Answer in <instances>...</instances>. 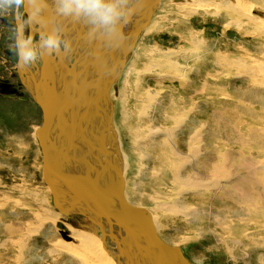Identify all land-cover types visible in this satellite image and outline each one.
<instances>
[{"label": "rangeland", "instance_id": "374dc122", "mask_svg": "<svg viewBox=\"0 0 264 264\" xmlns=\"http://www.w3.org/2000/svg\"><path fill=\"white\" fill-rule=\"evenodd\" d=\"M188 1H159L109 89L112 129L104 133L119 142L118 163L121 154L128 158L121 173L124 198L150 213L165 244L177 247L190 264H264V87L252 65L264 64V39L246 19L213 9L193 13L184 8ZM23 94L26 102L0 100V264L92 262L93 254L77 250L74 257L63 246L79 234L99 239V232L91 229L88 214L66 217L52 206L35 138L41 110L29 92ZM77 138L71 142H82ZM175 200L184 204L177 216ZM191 209L203 223L188 224ZM57 222L72 233L69 242ZM103 244L108 258L96 264H116L113 241Z\"/></svg>", "mask_w": 264, "mask_h": 264}, {"label": "water", "instance_id": "95a60500", "mask_svg": "<svg viewBox=\"0 0 264 264\" xmlns=\"http://www.w3.org/2000/svg\"><path fill=\"white\" fill-rule=\"evenodd\" d=\"M26 1L23 0L26 12L32 11L31 14L34 15L33 13L37 11L35 19L38 36H40L45 33L46 28L48 29V26L45 28V15L47 16L48 11H44L43 0H39L40 2L32 0V4L26 3ZM110 2L115 3L116 0H110ZM156 3L157 0L119 1L117 3L119 18L115 24L108 28L95 24L98 33L86 46V50L82 52L83 55L81 57L74 56L70 65H68L69 61L63 57L59 47L52 50L57 58L52 59V64H50L48 60L50 51L43 46L41 39L37 40L42 69L45 73L40 83V92L36 96V101L41 109V124L36 131V136L42 156L43 183L49 188L51 203L60 214L70 213L72 210H77L79 213L86 210L93 216L104 219L109 229L114 225L122 230L123 236L120 243L113 235H110L115 245L114 260L116 264L190 263L182 256L177 247L168 246L157 238L145 210L129 206L124 202L117 189L120 186H106L111 182L107 183L102 179H98L102 183L99 185L97 179L92 175H87L90 171L87 156L92 154L90 146H86L81 152L75 144L67 146L70 138V134H68V139L64 140L65 145L56 148L54 142L49 138V129L53 116L60 117L61 113L67 112L70 117L67 119L74 123L73 130L79 140L81 134L88 130V137L96 134L99 129L102 132L107 131L109 124V111L106 107L108 103L107 88L117 77L123 57L130 50L135 34L145 24L144 19L147 20ZM41 7L43 8L41 9ZM52 18L55 20L57 16L54 17V13H52ZM71 24L72 19L69 20L66 27L69 28ZM123 26L125 27L123 28ZM121 28L125 30V33ZM56 29L58 28L54 26L51 32L48 31V34H56ZM72 29L75 35L69 36L67 48L81 39V31L87 29L86 17L77 21L76 28L72 26ZM89 59H92V64L89 63ZM79 63L82 64L81 68L77 67ZM50 65L59 68V73L52 70ZM75 67L78 68V71L77 75L73 76L72 72ZM59 74L61 77L58 80ZM59 82H62L60 88ZM69 110L71 114L68 112ZM86 117L90 118V121ZM101 135L102 139L96 152H110L108 148L104 147L103 134ZM84 140L85 138L82 141ZM102 165L105 171L112 169L113 174L117 171L111 160L104 159ZM86 175L87 177H85ZM64 194H67L66 197L72 199L75 204L80 203L81 198L83 201L80 203V207L66 203L64 208L58 209L57 200L64 197ZM55 226L58 229L62 228L60 223H56ZM61 236L65 239L64 235Z\"/></svg>", "mask_w": 264, "mask_h": 264}, {"label": "bare ground", "instance_id": "6f19581e", "mask_svg": "<svg viewBox=\"0 0 264 264\" xmlns=\"http://www.w3.org/2000/svg\"><path fill=\"white\" fill-rule=\"evenodd\" d=\"M119 1V0H118ZM120 1H122V2H124V0H120ZM159 1L160 0H157V3H156V5H155V7L153 8V10L151 11V13L149 14V16H148V18H147V20L146 19H144V22H145V24L141 27V29L135 34V37H134V39H133V42H132V46H131V48H130V50L128 51V52H126L125 53V55H124V57H123V63H122V66H121V68H120V70H119V73H118V75H117V77L110 83V85H109V87L107 88V97H108V92H109V89H110V87L112 86V85H114L117 81H118V79L120 78V75H121V73H122V69H123V66H124V63H125V58L129 55V53L132 51V48L134 47V45H135V42H136V40H137V37H138V35L140 34V32L142 31V29H144L145 27H147L146 25L148 24V22L150 21V19L152 18V16H153V14H154V11H155V9H157V6H158V4H159ZM128 2V1H127ZM129 2H131V0H129ZM186 2V1H185ZM188 3L189 4H186V5H184V6H187V7H184V8H189V10L191 11V12H197V11H205V10H207V9H209V10H215V11H218V13H221V14H224L225 16H232V17H238V18H244V19H246L247 21H248V23H251L252 24V26H253V28H254V31H255V33H257V35H259V36H261L263 39H264V13H260V11H264V0H259L257 3H256V5H254V4H252V3H248V0H231V1H229V2H221V3H208V2H201V1H198V0H190V1H188ZM117 4V3H116ZM178 8V7H177ZM250 14H254L253 16H256V17H258L259 19H256V18H254V17H252ZM68 16V15H67ZM71 16H73L74 18H75V16H74V14H71ZM77 17V16H76ZM83 17V16H82ZM79 18H81V16H78V19ZM77 19V20H78ZM75 20H76V18H75ZM80 21V20H79ZM65 24V23H64ZM67 24V23H66ZM90 25H92V22L86 17V28L87 29H91L92 27H93V25L92 26H90ZM126 25H128V24H126ZM125 25V26H126ZM71 26V25H70ZM90 26V27H89ZM125 26H123V28L125 27ZM71 28L72 27H69V31H70V36L71 35H75V34H73V32H71ZM96 28V27H95ZM123 28H121V30L125 33V30L123 29ZM87 29H85V30H87ZM84 30V31H85ZM67 31V30H66ZM88 32V31H87ZM92 34V33H91ZM90 34V35H91ZM41 36V35H40ZM40 36H38L39 38L38 39H40ZM76 37V36H75ZM91 38V37H90ZM92 39H93V37H92ZM91 39H88L87 38V42L86 43H84L83 44V49H81V50H79V52L81 53V54H83L82 52L83 51H85L86 50V46L90 43L89 41H90ZM79 44V45H78ZM81 42L79 41V40H77L74 44L72 43V45L71 46H69L68 48H67V43H66V45H65V49L64 48H62V53H63V57H65V59L66 60H68L69 61V64L68 65H70V64H72V60H73V57L74 56H76V54H77V51H78V49H77V47L79 46V48H81ZM120 47H121V44H120ZM63 50H64V52H63ZM79 53V54H80ZM40 54V53H39ZM78 56V55H77ZM56 57V56H55ZM52 59L54 60V57L53 56H50L49 58H48V60L50 61V64H52ZM92 61V59H90V61H89V63ZM91 64H92V62H91ZM252 65L254 66V68L253 69H258L256 72H255V74L254 75H256L257 74V76H258V78H259V83H261L260 84V86H263L264 87V64H262V63H260V61H258V60H254L253 61V63H252ZM52 68H54V69H52V70H55L56 72H58L59 73V71H58V69L59 68H56V67H54L53 65H50ZM78 67V66H77ZM242 67V66H241ZM244 68H245V65L243 66ZM252 69V68H251ZM250 70V69H249ZM37 71L39 72V74H40V76H41V79H42V77L45 75V73H44V70L42 69V67H39V68H37ZM253 72H254V70H252ZM27 72V71H26ZM75 71H73L72 72V75L73 76H75V74L76 73H74ZM247 74V73H246ZM34 76H36V75H34ZM60 77H61V75L59 74L58 75V80L60 79ZM35 81H33V80H28V83H29V85L30 86H32V84L34 83ZM93 83H95V82H93ZM128 83H130V80H129V77L127 76L126 77V79H125V82H124V84L125 85H127L128 86ZM61 84H62V82H59V88L61 87ZM40 87V86H39ZM58 87V86H57ZM58 88V89H59ZM40 92V89L39 90H36V92H33V91H31V95H32V97H33V99L35 100V104H37V106H39L38 105V103H37V101H36V96H37V93H39ZM71 107H73V105H71ZM70 107V108H71ZM107 107V106H106ZM39 108H40V106H39ZM41 110V109H40ZM70 114H71V112H70V110L68 111ZM61 118V119H60ZM67 118H70L69 117V115L67 114V112H63V114L61 113L60 114V117H58V116H53L52 117V119H51V126H50V129H49V138L54 142V144H55V146H56V148L57 147H59V146H61V147H63L64 145H65V143H64V140H66V138H67V135L68 134H70V138H69V141H68V143L66 144L67 146H69L70 144H73L72 142H71V137L75 134L74 133V130H73V135H72V131H71V129H73V126H74V123L70 120H68ZM87 118V120L88 121H90V118H88V117H86ZM67 119V120H66ZM80 121H82L81 119H80ZM54 128H56V129H54ZM71 128V129H70ZM109 128L110 129H112V125H108V129H107V131L109 132ZM39 129V128H38ZM59 130H61V131H59ZM37 131V130H36ZM98 131H100V130H98ZM107 131H105V133H106V135H108V133H107ZM61 132V133H60ZM102 131H100V133H96V134H94V136H92V137H94L93 138V140L91 139V138H88V136H87V133H88V131H86V132H83L82 134H81V136H80V139L81 140H83V138H85V140L84 141H82V142H79V141H76V142H74V144H75V146L77 147V148H80V152L86 147V146H90V151L92 150V154H91V152H90V156H87V162L89 163V165H90V171L88 172V176H90V175H92L95 179H97V182H98V184L99 185H102V183H100V181L98 180V179H102L104 182H111V183H109V184H107L106 186H110V185H113L114 187H119V188H117L118 190H119V193H120V195H121V197H122V199L124 200V202L125 203H127L129 206H132V207H135V208H142V207H138V206H134V205H132L131 203H128V201L124 198V195H123V190H124V187H123V180H122V175H121V173L122 174H126V172H127V170H128V167H129V164H128V158H126V156L125 155H120L119 156V163H118V160H117V158H116V156H114V152H116V147L119 145V144H117V143H119L118 142V140L116 139V144H115V140H114V137H111V139H108L107 138V136L105 135V133L104 132H102ZM59 133H60V135H59ZM63 133V134H62ZM61 134H62V136H61ZM101 134H103V144H104V147L105 148H110L109 150H110V152H96L97 151V149H98V145H99V142H100V140L102 139L101 137H102V135ZM157 134V133H156ZM118 135V134H117ZM116 135V136H117ZM149 136V135H148ZM155 136H157V135H155ZM146 137H147V135H146ZM152 137H153V134H152ZM35 138H36V140H37V142H38V139H37V136H36V132H35ZM154 138V137H153ZM68 139V138H67ZM78 139V138H77ZM155 140V139H154ZM190 141V140H189ZM148 142V141H147ZM135 145H136V143H134ZM143 145V144H142ZM39 146V145H38ZM49 146H52V145H49ZM92 146V147H91ZM137 146V145H136ZM149 146V145H148ZM120 147V146H119ZM118 147V148H119ZM141 148V147H140ZM120 149H118V151H119ZM264 151V150H263ZM252 153V152H251ZM167 155V154H166ZM145 156L146 155H142L141 157L143 158V159H145ZM142 158L140 159V161L142 160ZM169 158V157H168ZM111 160V162L113 163V166L115 167V169L117 170L116 171V173L115 174H113V172H112V169H109V170H106L105 171V169H104V167H103V165H102V162H103V160ZM147 159V158H146ZM155 159V158H154ZM126 160V161H125ZM125 162H127V167L125 166ZM151 162V159L149 160V163ZM112 168V167H111ZM254 170V169H253ZM259 170V169H258ZM110 172H112V173H110ZM171 172V171H170ZM179 172V171H178ZM251 172V171H250ZM254 171H252V173H253ZM142 174H143V172H141ZM151 173V172H150ZM173 174V173H172ZM87 175L85 176V177H87ZM177 175V174H176ZM245 175V174H244ZM99 176H100V178H99ZM150 176H152V175H150ZM242 177V176H241ZM261 177V176H260ZM150 178V177H149ZM242 178H244V177H242ZM242 178H241V180H242ZM247 179V178H246ZM245 179V180H246ZM178 180H179V178H178ZM182 180V179H181ZM244 180V179H243ZM245 180L243 181L244 182V184H245ZM239 181V180H238ZM250 181V180H249ZM240 182V181H239ZM180 183V182H179ZM182 183V182H181ZM251 183V182H250ZM97 184V185H98ZM236 184V183H235ZM241 184V183H240ZM243 184V183H242ZM45 185V184H44ZM246 185V184H245ZM242 186V185H241ZM45 187H47V186H45ZM247 187H248V185H247ZM252 187V186H251ZM48 188V187H47ZM246 188V187H245ZM49 189V188H48ZM182 189V188H181ZM237 189V188H236ZM239 189V188H238ZM237 189V190H238ZM173 190V189H172ZM177 190V189H176ZM246 190V189H245ZM253 190V189H252ZM50 191V190H49ZM180 191V190H179ZM246 191H248V190H246ZM153 192V191H152ZM181 192V191H180ZM179 192V193H180ZM237 193H239L240 194V192L238 191ZM135 194H137V195H140V194H138V192H135ZM50 195H51V192H50ZM157 195V194H156ZM67 196V194H64V197H61L60 199H58L57 200V208L58 209H62V208H64V206L66 205V203H68V204H73L75 207H80V203H82V199L80 198V203H77V204H75V202H73V200L72 199H69V198H67L66 197ZM141 196H143V195H141ZM180 196V195H179ZM224 196H225V194H224ZM236 196V195H235ZM247 196H248V194H247ZM246 196V197H247ZM238 197V196H237ZM130 198L134 201V202H136V200H135V198H133L132 197V195L130 196ZM249 198V197H248ZM259 198V197H258ZM178 199V198H177ZM254 199V198H253ZM262 199V198H261ZM197 200V199H196ZM235 200H236V198H235ZM249 200V199H248ZM248 200H247V202H248ZM176 201V200H175ZM179 201V200H178ZM178 201H176V202H178ZM241 201V200H240ZM252 201V200H251ZM159 202V201H158ZM238 202V201H237ZM260 202V201H259ZM183 203V202H182ZM201 203V202H200ZM52 204V203H51ZM62 204H64V206H62ZM157 204V203H156ZM179 204H181V202H178V205H177V208H178V211L177 212H175L174 214H171V215H174V216H177V215H179V214H181L182 212H183V210H181L182 208V206L181 205H184V204H181V205H179ZM202 204V203H201ZM204 204V203H203ZM239 204H241L240 202H239ZM244 204V203H243ZM242 204V205H243ZM246 204V203H245ZM261 204V203H260ZM158 205V204H157ZM160 205V204H159ZM175 205V204H174ZM241 205V206H242ZM254 205V204H253ZM53 206V205H52ZM178 206H181V207H178ZM240 206V207H241ZM259 206V205H258ZM242 207H245V206H242ZM261 207H263V206H261ZM185 208L187 209V208H189V207H186L185 206ZM143 210H144V208H142ZM158 210V209H157ZM194 210V209H193ZM192 209L191 210H187L188 211V213H189V216L190 217H188V218H192L190 221H188V224H190V225H193V224H195V222H197V221H200V222H202L203 223V220H202V218L201 217H198V216H202V215H199V213H196V211H193ZM196 210H198L197 208H196ZM57 211V210H56ZM182 211V212H181ZM145 212L147 213V215H148V217H149V221H150V223H151V225H152V227H153V230H154V233H155V235L157 236V238L159 239V240H161L159 237H158V235L156 234V230H155V227H154V225H153V221H152V217H151V215H150V213L149 212H147L146 210H145ZM180 212V213H179ZM57 213L58 214H60L58 211H57ZM75 213V215H82L84 218H86L87 219V215L85 216V214H88L89 216H90V222H92L93 224H94V226H92L91 225V229L92 230H94V229H96L97 228V231L99 232V239H89L87 236H85V235H81L80 236V234L78 235L79 237H77V239H75V240H73V242L74 243H65L66 245H63V246H65V247H67V251H69L70 253H71V255L72 256H78V254H79V252L77 251V250H79L80 251V253H81V255L83 256V255H86V256H88V257H91V255L93 254V256H92V259L91 260H93V261H95V262H91V261H88L87 263L85 262V260H84V263L85 264H96V262H99L101 259H102V257H105L106 259L108 258L106 255H104L102 252H101V250L103 251V252H105V254H107L109 251L108 250H106L107 248L105 247V245L103 244V242L106 240V239H109V240H112L113 241V239L111 238V236L110 235H113L117 240H118V242L120 243V241L122 240L121 238H122V236H123V232H122V230H120V231H117L116 232V235L114 234V231H115V229H116V226H111V228L109 229L108 228V225H107V223L105 222V220L104 219H101V218H98V217H95V216H93L90 212H87L86 210H83L82 212H77V210H72L70 213H66V214H62V215H64V216H69V215H72V214H74ZM246 214V213H245ZM259 214V213H258ZM161 216H163V214H160ZM183 215V214H182ZM241 215V214H240ZM257 215V214H256ZM243 216V215H242ZM241 216V217H242ZM255 216V215H254ZM244 217V216H243ZM246 217V216H245ZM244 217V218H245ZM86 219H83V221H85L86 223H88L87 222V220ZM244 220V219H243ZM248 220V219H247ZM250 221V220H249ZM244 222V221H243ZM255 222V221H254ZM57 223H60L61 225H62V228L61 229H58V231H59V233H60V236L61 235H64V237H65V242H69L68 241V239H69V237H67L68 235L69 236H71L72 235V233H70L69 231H68V229L64 226V224L63 223H61V222H57ZM262 223V222H261ZM261 223H259V224H261ZM248 224H249V222H248ZM251 224V223H250ZM252 224H253V221H252ZM257 225V224H256ZM262 225H263V223H262ZM262 225H261V227H262ZM195 226V225H194ZM252 227H254L253 225H252ZM247 228H249V227H247ZM263 228V227H262ZM257 229V228H256ZM262 230V229H261ZM96 231V230H95ZM225 231V230H224ZM97 232V233H98ZM228 232V231H227ZM254 232V231H253ZM256 232V231H255ZM229 233H230V231H229ZM223 234H224V232H223ZM241 234H243V233H241ZM240 234V235H241ZM227 235L228 234H226L225 235V239L226 238H228L227 237ZM243 236V235H242ZM244 236H245V234H244ZM248 236V235H247ZM61 238L63 239V237L61 236ZM230 238V237H229ZM225 239H223V243H225V247H226V249L227 250H229L230 248H228L227 246H226V241L227 240H229V239H227V240H225ZM63 240V241H64ZM232 240V239H231ZM231 240H230V242H231ZM100 241V242H99ZM162 241V240H161ZM232 241H234V240H232ZM163 242V241H162ZM229 242V243H230ZM114 243V242H113ZM164 243V242H163ZM233 243H235V242H233ZM264 243V242H263ZM165 244V243H164ZM232 244V243H231ZM230 244V245H231ZM167 245V244H166ZM224 245V244H223ZM244 245V244H243ZM255 245V244H254ZM256 245H260V244H256ZM264 245V244H263ZM171 246V245H170ZM232 246V245H231ZM262 246V245H261ZM213 248H214V246H213ZM215 248H217V247H215ZM221 248V247H220ZM217 249H219V248H217ZM223 249V248H222ZM252 249V248H251ZM93 250H94V252H95V254H94V252H93ZM231 250V249H230ZM259 250V249H258ZM217 251H219V250H217ZM181 252V251H180ZM229 252V251H228ZM96 253L97 254H99L98 256H96ZM229 255V254H228ZM94 256H95V258H94ZM110 256L114 259V255L113 254H111L110 253ZM183 256V255H182ZM258 258H259V256H257ZM77 258V257H76ZM99 258V259H98ZM249 258V257H248ZM261 258V257H260ZM187 260V259H186ZM82 261V260H81ZM188 262V261H187ZM258 262V261H257ZM262 262V261H261ZM189 263V262H188Z\"/></svg>", "mask_w": 264, "mask_h": 264}, {"label": "flooded vegetation", "instance_id": "af4514ba", "mask_svg": "<svg viewBox=\"0 0 264 264\" xmlns=\"http://www.w3.org/2000/svg\"><path fill=\"white\" fill-rule=\"evenodd\" d=\"M43 1L44 2L42 6L45 8L44 11H48L47 16L45 15L46 17L45 28L48 26V29L47 28L45 29V33L41 34L40 39L42 41V37L46 38L49 35L48 33L51 32L55 26L56 28H58L56 29V35L59 39V49L61 50L62 48L65 49V45L70 36V31L69 28L66 27V23L68 24L69 20L72 19V24L70 27L75 26L76 28V23L77 21L82 19V16L79 19L78 16L77 17L75 16L76 18L75 20L73 16L70 18L69 16L63 14L59 10L58 0H43ZM119 1L116 0L115 4L119 3ZM132 1L133 0H131V2ZM28 2L32 4L30 0L26 1V3ZM46 2L49 3L47 4ZM43 7H41V9ZM31 12L32 11L26 12L23 3L17 6L14 0H0V100L2 102H11V101L26 102L28 100V97L24 96L23 93L25 91L31 94V91L36 92V90H39V86L42 79L39 72L37 71V68L42 67V60L38 51V42H37L39 38L37 31V22L35 19L37 11L33 13L34 15H32ZM52 13H54V17L55 15L57 16V19L54 20L52 18ZM47 19L49 20L47 21ZM92 25L93 27L91 29L81 31L82 36L79 41H81L82 45L81 48H79V46L77 47L78 51L76 56L79 55L81 57L83 55L79 52V50L83 49V44L87 42V38L91 39L89 41L91 42L92 37L94 38L96 36V33H98V31L95 28V24L92 23ZM71 32H73L72 28H71ZM28 38L31 40V46L33 50L37 53V58L35 61L27 65H24L21 63L20 60L19 46L25 40H28ZM48 54L49 57L56 56L52 51H50ZM55 58H57V56ZM77 66L78 68H81L82 64L79 63V65ZM78 68L75 67V69L73 70L75 71L74 73H76L75 76L77 75ZM28 80H33L35 82L32 84V86H30ZM37 82L38 85L36 86V88L32 89V87L35 86V83ZM77 120H79V118H77ZM71 131L73 135V129H71Z\"/></svg>", "mask_w": 264, "mask_h": 264}, {"label": "clouds", "instance_id": "9594fccd", "mask_svg": "<svg viewBox=\"0 0 264 264\" xmlns=\"http://www.w3.org/2000/svg\"><path fill=\"white\" fill-rule=\"evenodd\" d=\"M14 2L19 6L23 0ZM58 4L63 14L87 17L92 23L104 28L114 25L119 18L117 6L110 0H58ZM42 44L52 51L58 49L59 39L56 34H49L46 38L42 37ZM19 47L22 64L27 65L36 60L37 53L33 50L30 39L25 40Z\"/></svg>", "mask_w": 264, "mask_h": 264}]
</instances>
